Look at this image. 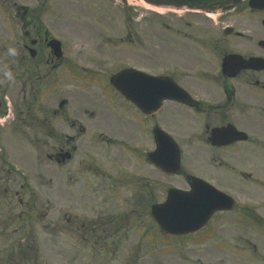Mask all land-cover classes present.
Returning <instances> with one entry per match:
<instances>
[{"label":"flooded vegetation","instance_id":"flooded-vegetation-1","mask_svg":"<svg viewBox=\"0 0 264 264\" xmlns=\"http://www.w3.org/2000/svg\"><path fill=\"white\" fill-rule=\"evenodd\" d=\"M113 4L128 5L0 0V36H5L0 40V140L21 126L26 136L44 133L48 136L38 144L52 151L47 158L60 169L59 215L47 226L44 214L42 244L74 248L77 264H115L118 257L126 264H158L163 245L225 246L228 231L235 244L253 242L258 254L257 239L264 245V8L241 0L214 17L185 11L180 20L170 19L169 29L147 32L154 40L140 50L139 66L125 67L164 81L141 82L136 102L112 85L113 74L69 62L74 48L67 49L65 38H78L83 53L86 40L105 34L89 13L104 16ZM22 70L32 80L45 76L48 85H54V72L70 80L68 96L53 100L59 102L53 111L57 128L46 127L44 110L27 113L34 116L31 125L16 111L13 87ZM21 147L16 159L8 147H0V179L6 185L0 191V246L14 248L8 264H33L35 220L42 222V214L34 212V192L13 188L15 164L25 165L20 173L27 183L30 178L31 157L27 146ZM211 187L228 195L232 205L208 209L196 218L201 223L196 231L162 229L155 206L173 191L207 198L206 204L216 198ZM193 207L197 210L177 218L194 217L200 211Z\"/></svg>","mask_w":264,"mask_h":264},{"label":"rangeland","instance_id":"rangeland-1","mask_svg":"<svg viewBox=\"0 0 264 264\" xmlns=\"http://www.w3.org/2000/svg\"><path fill=\"white\" fill-rule=\"evenodd\" d=\"M165 10L167 9H164V11ZM155 12L156 11L150 9V7H147V5L143 6L142 4L133 3L128 4L125 7L113 4L112 11L104 16L96 15L94 11L89 13L91 18L94 16V19L100 21L101 27H98V30L103 31L105 34L102 37L98 36L86 40L87 43L86 45L84 44L85 49L82 50L83 53H79V50L77 49L82 48L80 44H77L80 43L78 38H65L67 49L70 50V48H74L71 50V59L69 62L71 61L70 63H72L74 61H79L85 64L89 63L90 67L102 70L109 76L113 73H118L122 68L128 65L127 63H133L134 65L139 66L138 61L140 60V50L144 45L149 46V43L154 40V33L148 34L147 32L169 29L166 28V24H171L173 20L170 19L175 18L180 20V16L183 15L182 13L178 15L170 12L165 15H158L157 12ZM107 15H109V18H107ZM0 40L4 41L5 36L1 35ZM145 61L150 62L149 59H146ZM66 63L67 65L70 64L68 62ZM18 77L20 78H17V85L13 87V90H16L12 96V99L16 101L13 102L16 111H22L23 116L26 118L29 125H31L35 119L34 116L28 117L30 115L27 113L31 111L35 112L39 109L44 110L49 118L46 127H51L52 124H55L56 127L57 115L56 113L53 114V111L57 110L60 100H63L68 96L69 93L65 91L67 89H72L70 80L62 76L59 77L58 73L54 72V85H48V83L44 84V80L46 79L45 76L44 78L35 77L32 80L30 77H27L23 70L22 72H18ZM49 78L50 77L48 76L47 80ZM58 79H60L61 82L59 88L57 87ZM22 81H24L23 85H21ZM100 85L103 89V82H100ZM24 87H26V91H24ZM56 87L57 89L53 90ZM76 90L80 89L76 88ZM76 90H74V92ZM53 100H59V102H54ZM44 105H48L49 107L44 108ZM39 127L41 126L39 125ZM22 129L23 126L18 129L16 134L7 137L5 141L0 140L2 142L0 147H8V151L14 154L13 158L16 159V155L21 153V145L27 146V152L31 157L30 162H32L31 170L28 169V175L32 178V181H30V185H26L24 189H21L23 179L19 177L18 182L16 180V183L13 184V188L17 191H40L38 194H33L35 198L34 212L42 214V222L38 219L35 220L36 226L34 235L43 239V232L41 229H43L42 227L47 223L44 214L49 215L48 219L50 221H48L47 226L53 221L51 220L53 217L56 219V216L59 215L58 208L60 203H58L59 196L57 198V190L60 181V169L47 158L46 153L52 151L45 150L44 147L39 146L38 144L37 139L43 138L44 142L45 137L48 135L39 132L26 136L21 133ZM52 141L55 146L59 145V142L55 139H52ZM24 151H26V149H24ZM75 164L77 168L78 162ZM15 165L18 169L26 171L25 165ZM68 171L69 169L67 172ZM69 173L73 174V170H70ZM5 186V182L0 179V191H2ZM54 200L57 201V205H55ZM17 206L21 207L22 205L17 204ZM52 213L55 215H52ZM53 231L55 230H51L49 233ZM226 233L231 240H227L225 246H197L189 245L182 241H177L175 244L169 246L163 245L161 247L162 254L159 255L160 260L158 264H207L209 262H220L221 264H264V245L261 246L259 244V239H257L258 254H254L253 242L249 243V239L247 242L235 240L237 243L235 244L233 242L235 234L228 231H226ZM12 248L13 247H9L6 251L4 248H1V264H8L7 262L13 254ZM75 252L76 251H74V248L72 247L68 248L66 252L64 248H60L56 255L52 252H48L46 246L34 245L31 249L33 264H77V256L74 257ZM191 255L194 256L191 258ZM198 255H204V257H198ZM128 260L130 261V258ZM126 263L125 259L118 257V261L115 264ZM137 264H141L140 261L137 262Z\"/></svg>","mask_w":264,"mask_h":264},{"label":"water","instance_id":"water-1","mask_svg":"<svg viewBox=\"0 0 264 264\" xmlns=\"http://www.w3.org/2000/svg\"><path fill=\"white\" fill-rule=\"evenodd\" d=\"M135 1H140L145 4H149L155 7H174V8H181V7H189L190 9L194 10H220L223 8L230 7L234 3H236L238 0H135ZM252 5L256 6H262L264 1L263 0H251ZM131 76V77H130ZM133 74H129L125 79H123L121 82L117 83V78L114 79L115 84H117L119 87L125 90H129V93H132L131 90H136L138 79H133L132 78ZM135 87V89H133ZM137 92V91H136ZM135 92V94H136ZM133 95V94H131ZM162 153V150L160 151ZM166 154V153H165ZM184 200L186 203L187 201L189 202L190 200H187L186 198H181L180 196H173L171 200L166 202L165 204L159 206L156 209V215L159 217L160 222L163 224V227L166 230L172 231L174 233H181V232H188L191 231V226L189 222H186L183 220L181 221H175L174 218L171 216L173 211H181L182 213L185 212V215H188L192 213L191 207L183 206L182 209L178 211L177 207L180 206L179 200ZM206 208L205 206H201ZM215 207H222L220 205H217ZM214 207V208H215ZM204 208H201L200 211H202Z\"/></svg>","mask_w":264,"mask_h":264},{"label":"clouds","instance_id":"clouds-1","mask_svg":"<svg viewBox=\"0 0 264 264\" xmlns=\"http://www.w3.org/2000/svg\"><path fill=\"white\" fill-rule=\"evenodd\" d=\"M10 51L13 52V54H14V50L10 49Z\"/></svg>","mask_w":264,"mask_h":264}]
</instances>
